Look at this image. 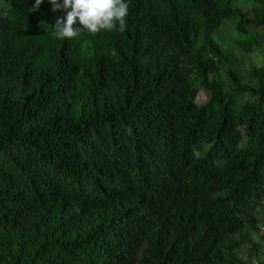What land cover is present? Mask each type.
Returning <instances> with one entry per match:
<instances>
[{"label": "trees", "instance_id": "trees-1", "mask_svg": "<svg viewBox=\"0 0 264 264\" xmlns=\"http://www.w3.org/2000/svg\"><path fill=\"white\" fill-rule=\"evenodd\" d=\"M233 1L58 39L66 12L0 0V264H264V61L246 82L216 38L261 52L264 0Z\"/></svg>", "mask_w": 264, "mask_h": 264}, {"label": "clouds", "instance_id": "clouds-1", "mask_svg": "<svg viewBox=\"0 0 264 264\" xmlns=\"http://www.w3.org/2000/svg\"><path fill=\"white\" fill-rule=\"evenodd\" d=\"M52 10H63L66 16L57 17L54 35L58 39H73L81 30L96 34L116 30L123 33L127 28V17L131 0H48ZM44 0H35L36 11ZM79 25V26H77Z\"/></svg>", "mask_w": 264, "mask_h": 264}, {"label": "rangeland", "instance_id": "rangeland-1", "mask_svg": "<svg viewBox=\"0 0 264 264\" xmlns=\"http://www.w3.org/2000/svg\"><path fill=\"white\" fill-rule=\"evenodd\" d=\"M233 5H238L242 9H248L256 5L254 0H237L232 2ZM52 7V5L50 4ZM64 11L61 10L59 13H63ZM250 32H259L263 35L262 37V51L261 52H244L242 50L237 49V44L235 42V29L234 23L231 20L224 21L221 26V30L219 34H217L216 38L220 43L223 44L225 50L229 51L230 58L233 61V67L242 75V79L246 82H250L251 77L249 76V64L251 63H260L264 61V29L263 28H256V27H249ZM239 55L243 56V59H239ZM210 96V93L205 89H200L196 95V102L203 103L205 102ZM257 241L259 242L261 252L264 254V226L261 225L257 229ZM243 257L247 258L248 252L241 251Z\"/></svg>", "mask_w": 264, "mask_h": 264}]
</instances>
